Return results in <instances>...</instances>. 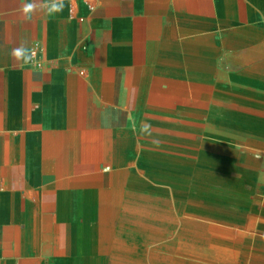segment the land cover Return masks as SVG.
<instances>
[{
	"label": "crops",
	"instance_id": "crops-1",
	"mask_svg": "<svg viewBox=\"0 0 264 264\" xmlns=\"http://www.w3.org/2000/svg\"><path fill=\"white\" fill-rule=\"evenodd\" d=\"M19 7L0 0V264H264V0Z\"/></svg>",
	"mask_w": 264,
	"mask_h": 264
},
{
	"label": "clouds",
	"instance_id": "clouds-1",
	"mask_svg": "<svg viewBox=\"0 0 264 264\" xmlns=\"http://www.w3.org/2000/svg\"><path fill=\"white\" fill-rule=\"evenodd\" d=\"M64 8V0H20V7L18 11L24 20H30L38 11L45 12L48 16H54L60 13ZM10 55L14 58L21 67L30 64L35 56L36 50L34 48L26 47L22 42L18 46L11 49ZM151 125L142 124L141 132L151 135ZM154 143H158L153 141Z\"/></svg>",
	"mask_w": 264,
	"mask_h": 264
}]
</instances>
